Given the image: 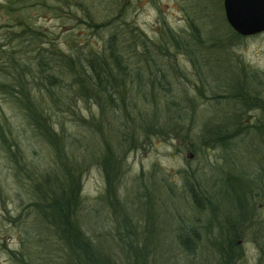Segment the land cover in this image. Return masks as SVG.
<instances>
[{
  "label": "rangeland",
  "instance_id": "obj_1",
  "mask_svg": "<svg viewBox=\"0 0 264 264\" xmlns=\"http://www.w3.org/2000/svg\"><path fill=\"white\" fill-rule=\"evenodd\" d=\"M122 4L123 26L138 28L156 59V64L151 61L152 70L144 61L129 69L140 72L144 83L129 86L127 109L118 101L114 110H101L82 98L68 68H52L53 61L46 72L63 74L61 87L54 89L55 100L43 87L36 94L64 141L65 162L79 166L78 226L116 264L131 261L126 258V242L146 241L152 255L149 264H220L218 243L225 251L230 230L239 254L235 264H264V32L235 33L225 19L223 0H122ZM108 7L106 0H0V66L15 57L35 74L40 71L38 49L47 53L54 48L55 58L58 51L67 55L77 48L83 53L99 51L109 32L88 28L82 20L88 15L95 20L109 16ZM23 30L34 32L32 43L19 36ZM167 30L180 48L168 43L172 39L163 33ZM157 64L159 76L166 74L167 97L176 102L180 118L178 130L167 136L155 126L146 130L138 115L144 111L147 116L154 112L165 116L154 107L164 98L148 80ZM148 91L154 92L155 101ZM240 92L243 96L237 97ZM0 111L11 124L23 164L18 168L10 150L0 149V264H67V246L32 205L36 174L61 177L55 149L36 135L2 93ZM125 111L135 117L129 129L135 144L123 141L117 149ZM105 141L123 161L117 213L104 197ZM247 184L243 195L241 187L244 190ZM206 197L216 210L212 226L206 223L212 220ZM226 220L235 222L233 229L225 228ZM183 228L195 233L191 253L179 245Z\"/></svg>",
  "mask_w": 264,
  "mask_h": 264
},
{
  "label": "trees",
  "instance_id": "obj_2",
  "mask_svg": "<svg viewBox=\"0 0 264 264\" xmlns=\"http://www.w3.org/2000/svg\"><path fill=\"white\" fill-rule=\"evenodd\" d=\"M101 4V2H99ZM108 8L110 9V15L95 20L92 16L88 15L87 20H82L84 26L90 28H103L109 32L104 39L102 48L97 50H89L86 53L81 52V49H75L76 52L73 55H67L62 51H58L60 55L55 58V49L51 48L47 53L42 50H37L38 57L36 60L37 65L40 67V71L33 74V71L29 64L23 63L21 60H16L15 57H11L12 62H4L0 66V75L5 78L0 79V93L5 95L7 101L14 106L22 119L33 129L43 141L53 146L56 152V160L59 162L61 177L51 176L49 173L42 175H35V182L33 184V192L35 194L32 205L36 208V213L41 215L49 225L53 226L59 239L67 246L69 252V260L67 264H116L113 262L106 253L100 251L97 246L81 231L75 220V212L81 203L80 190L81 180L78 173V165H68L65 162V152L63 140L61 136L55 130L51 121H49L48 115L44 111L41 99L36 95L40 93V88L43 87L45 91L51 95V99L54 98V89L61 87V80L63 81V74L48 73L46 68L50 67L49 62H54L53 67L62 65L67 67V75L72 77V85L76 87L78 95L82 98L94 101L97 103L101 110L112 109L119 107L118 101H121V106L124 107V101L128 97V88L131 85H142L144 80L140 72L134 73L128 72L129 69H137L138 66L132 64L144 61L146 67L149 70L153 69L154 65H151V61L156 64V59L150 54L149 41H146L144 35L138 28L128 27L122 23L121 13L123 12L122 0H106ZM28 29V28H27ZM167 38L172 40L168 43L175 48H180L178 41L174 39L173 34L169 30L163 32ZM24 34V35H23ZM21 38L26 37L28 43H32L35 40L34 32L23 30ZM236 36V35H235ZM34 37V39H33ZM222 44H220V47ZM164 46L159 45V49ZM140 48H142L141 52ZM139 50V51H138ZM147 52V54H146ZM143 55V58L141 56ZM48 56V57H47ZM162 58L165 59L166 54L161 51ZM190 61L193 63V59ZM157 71H152L148 80L152 81V84L157 86V94L160 98H164V103L160 106L154 105L157 111H163L164 117L152 113L151 116L144 114V111L138 112L139 120L144 124L145 129L148 130L154 127L161 135L167 136L166 132L173 133L178 130L180 124V118L175 114L176 102L167 97V89L165 87V81L167 80L166 74L158 68ZM59 70V69H58ZM68 76V77H70ZM34 87L36 90H34ZM143 92V91H140ZM149 94L154 92L148 91ZM238 94L237 97H242L243 94ZM234 95V96H235ZM117 101V102H116ZM149 102L155 101L154 96L148 100ZM255 101H261L259 98H254ZM149 107V106H148ZM127 107H124L126 110ZM131 112L125 111V119L120 122V131L122 134H118L117 149L121 148L120 145L123 141H129L132 146L135 144V135L132 131L129 133V129L135 125V117L129 115ZM137 115V114H136ZM215 140L224 141L223 145H227L228 141L220 137H214ZM105 153L102 157L101 164L106 182V192L104 197L111 205L112 209L117 213V204L119 201L117 198V182L119 176L122 173V159L114 151V148L105 141ZM11 147H15V150H11ZM0 149L10 150L11 155L14 158L15 164L18 168H23L21 164V157L18 155V145L16 141L11 137V124L4 113L0 111ZM33 171H35L33 169ZM78 173V174H77ZM246 187L243 191V195L246 193ZM1 193V187H0ZM211 209L212 220L206 222L208 226H212L213 218L215 219L216 210L211 206L212 200L208 197L205 199ZM244 200L241 202L243 206ZM198 205V203H197ZM201 209L200 206H197ZM234 221L226 220L225 228L230 230L234 228ZM224 226V225H223ZM195 237V233L190 230L181 231L178 235L179 245L182 246L185 252L191 253L192 243ZM235 233L229 231L226 238L225 251L221 247V243H218L219 252H221L220 264H235V261L239 257L237 251H235ZM147 240V239H146ZM150 241H146L144 244H133L132 242H126L127 251L126 258H130L131 261L126 264H149L151 256L150 250L147 248V244ZM128 256V257H127Z\"/></svg>",
  "mask_w": 264,
  "mask_h": 264
},
{
  "label": "water",
  "instance_id": "obj_3",
  "mask_svg": "<svg viewBox=\"0 0 264 264\" xmlns=\"http://www.w3.org/2000/svg\"><path fill=\"white\" fill-rule=\"evenodd\" d=\"M223 9L227 23L238 35L264 32V0H223Z\"/></svg>",
  "mask_w": 264,
  "mask_h": 264
}]
</instances>
